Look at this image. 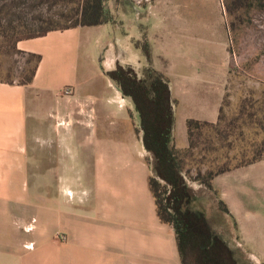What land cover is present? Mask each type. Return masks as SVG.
<instances>
[{
  "label": "crops",
  "instance_id": "crops-1",
  "mask_svg": "<svg viewBox=\"0 0 264 264\" xmlns=\"http://www.w3.org/2000/svg\"><path fill=\"white\" fill-rule=\"evenodd\" d=\"M106 24L19 39L18 51L38 56L31 78L0 77V264H180L174 230L158 218L149 189L138 113L106 74L119 62L100 52ZM145 37L176 99L174 144L185 148L188 119L218 121L228 70L208 64L213 46L195 37ZM188 50L203 57L186 64ZM212 184L239 244L264 264V158Z\"/></svg>",
  "mask_w": 264,
  "mask_h": 264
},
{
  "label": "rangeland",
  "instance_id": "rangeland-1",
  "mask_svg": "<svg viewBox=\"0 0 264 264\" xmlns=\"http://www.w3.org/2000/svg\"><path fill=\"white\" fill-rule=\"evenodd\" d=\"M14 3L0 12V77L22 81L31 75L35 60L15 48L18 38L67 26L75 17L77 3L54 0H14ZM108 7L114 21L102 29L98 43L100 52L118 55L119 63L136 70L145 65L141 50L131 41L136 33L139 41L150 34L163 43L173 39L176 42L182 34L191 41L195 37L212 45L205 52L207 63L220 64L228 70L218 134L205 129L202 135L195 136L194 158L186 161L192 177L198 170L204 172L226 160L234 165L241 156V145L249 146L253 130H258L257 140L264 138V0H110ZM218 42L222 44L220 51ZM187 52L186 64L189 59L195 63L196 58L203 57ZM158 64L162 68L173 67L163 60ZM260 120L263 128L253 125ZM239 130L243 131L244 141L236 140ZM228 142L231 148L226 146ZM213 146L217 151H208ZM260 149L264 152V148Z\"/></svg>",
  "mask_w": 264,
  "mask_h": 264
},
{
  "label": "trees",
  "instance_id": "trees-1",
  "mask_svg": "<svg viewBox=\"0 0 264 264\" xmlns=\"http://www.w3.org/2000/svg\"><path fill=\"white\" fill-rule=\"evenodd\" d=\"M54 1L77 3L72 22L60 29L114 21L108 7L110 0ZM12 5H15L14 0H0V12L4 7ZM55 29L58 28L43 29L18 40L40 36ZM135 45L141 50L147 65L137 72L133 66L117 62L106 74L116 83L121 93L132 100L138 113V130L141 132L143 147L148 153L146 161L150 167L149 189L155 201L158 218L174 230L180 264H258L239 244L236 220L227 204L220 198L212 180L220 173L264 158L263 149H260L264 148V138L257 140L258 130H253L254 138H248L251 141L249 146L241 145V156L238 160L234 156V165H229L226 160L215 168L209 166L204 172L198 170L192 177L189 168H186V161L194 158V147L197 145L195 136L202 135L205 129H211L218 134L219 122L188 119V146L177 148L173 139L176 99L172 97L169 80L166 75L153 68L148 41L137 40ZM31 56L35 62L38 60L37 55ZM32 73L33 69L31 75ZM252 117L250 115L249 119ZM261 122L262 120L254 121L253 125L263 128ZM243 125L237 129H241ZM235 137L240 141L246 139L242 130ZM226 146L231 148L232 145L228 142ZM217 149L213 146L208 151Z\"/></svg>",
  "mask_w": 264,
  "mask_h": 264
},
{
  "label": "built area",
  "instance_id": "built-area-1",
  "mask_svg": "<svg viewBox=\"0 0 264 264\" xmlns=\"http://www.w3.org/2000/svg\"><path fill=\"white\" fill-rule=\"evenodd\" d=\"M63 92H64L65 94H69V93H71V89H70V88H64V89H63Z\"/></svg>",
  "mask_w": 264,
  "mask_h": 264
}]
</instances>
